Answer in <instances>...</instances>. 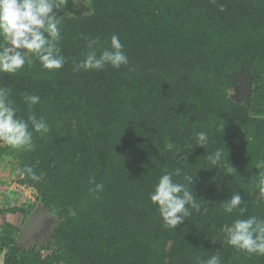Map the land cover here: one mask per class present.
Instances as JSON below:
<instances>
[{
    "label": "trees",
    "instance_id": "16d2710c",
    "mask_svg": "<svg viewBox=\"0 0 264 264\" xmlns=\"http://www.w3.org/2000/svg\"><path fill=\"white\" fill-rule=\"evenodd\" d=\"M74 2L57 12L62 68L45 70L29 55L17 72L0 73L16 116L49 128L33 131L30 151L0 143V171L28 197L0 215L28 217L42 205L56 216L39 248L0 235L3 264H201L214 254L221 264H264L223 231L236 219H264V0H89L87 14ZM113 35L127 64L76 70ZM242 83L245 96L234 92ZM25 95L39 103L29 107ZM26 167L39 179L20 175ZM164 174L199 205H187L191 215L175 229L150 200ZM235 193L242 203L226 213Z\"/></svg>",
    "mask_w": 264,
    "mask_h": 264
},
{
    "label": "clouds",
    "instance_id": "9594fccd",
    "mask_svg": "<svg viewBox=\"0 0 264 264\" xmlns=\"http://www.w3.org/2000/svg\"><path fill=\"white\" fill-rule=\"evenodd\" d=\"M66 5V0H0V73H15L26 63V57H37L45 70H59L65 63V58L59 54L57 42L60 39L58 27V10ZM97 42L90 41L89 48ZM123 45L118 36L113 35L110 47L104 49L99 56L95 50L90 51L86 58L76 65V70H102L105 65L119 68L128 63V58L122 51ZM23 50V51H21ZM29 107L39 103L40 97L25 95ZM264 119V117H257ZM31 122L32 131L29 130ZM28 121L16 116V109L7 100L5 90H0V143L13 150H32L33 131L44 134L49 131L48 125L43 120H37L34 115L28 117ZM197 144L203 147L207 143V135L204 132L197 134ZM209 161L216 165L221 159V151L217 150L208 157ZM258 168H264V162L257 164ZM231 171H235L230 167ZM20 175H31L33 180L39 179L31 167L17 170ZM176 175H179L177 171ZM184 179L192 185L193 178L185 176ZM261 193L264 194V173L260 179ZM102 185H96L102 189ZM150 200L158 207L159 213L165 225L175 229L184 223L185 217L191 215L187 205L199 210L195 203V197L186 184L173 181L172 174H164L160 177L154 191L150 194ZM264 202V195H262ZM224 203V210L231 214L242 203L239 193L231 195L230 200ZM241 212L244 209H240ZM223 231L226 234L227 243L237 250L248 255L264 256V219L250 216L246 219H236L231 225H225ZM201 264H221L218 254L212 255Z\"/></svg>",
    "mask_w": 264,
    "mask_h": 264
},
{
    "label": "rangeland",
    "instance_id": "374dc122",
    "mask_svg": "<svg viewBox=\"0 0 264 264\" xmlns=\"http://www.w3.org/2000/svg\"><path fill=\"white\" fill-rule=\"evenodd\" d=\"M74 3L75 9L80 14L89 13V0H75ZM247 91L248 84L242 83L234 92H239L245 96ZM16 154L17 151L6 156L4 160L5 163L10 162L9 164H11L14 161L13 158ZM27 200L28 197L26 196V192L10 181L6 168H3V170L0 171V209L8 206L22 207ZM32 213H34V215L36 214V216L32 218V220H29ZM55 224V214L44 206L38 205L31 211L28 217H23L21 214L0 215V235L14 238L17 244L24 248L34 246L39 248L48 240L49 234ZM1 257L2 255H0V258ZM0 264L2 263L0 262Z\"/></svg>",
    "mask_w": 264,
    "mask_h": 264
},
{
    "label": "water",
    "instance_id": "95a60500",
    "mask_svg": "<svg viewBox=\"0 0 264 264\" xmlns=\"http://www.w3.org/2000/svg\"><path fill=\"white\" fill-rule=\"evenodd\" d=\"M249 82V81H248ZM248 91H250V88H249V86H248ZM36 216V214L34 215V213H32L31 214V216H30V218H29V220H32V218H34ZM17 243V242H16ZM3 256H4V254H2V257L0 258V262L3 264Z\"/></svg>",
    "mask_w": 264,
    "mask_h": 264
}]
</instances>
